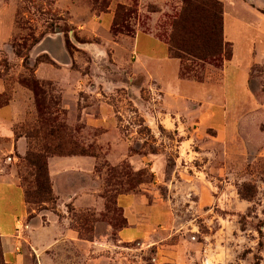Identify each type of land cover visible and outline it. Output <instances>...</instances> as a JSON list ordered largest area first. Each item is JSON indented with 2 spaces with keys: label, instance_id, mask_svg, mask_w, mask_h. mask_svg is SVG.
<instances>
[{
  "label": "rangeland",
  "instance_id": "obj_1",
  "mask_svg": "<svg viewBox=\"0 0 264 264\" xmlns=\"http://www.w3.org/2000/svg\"><path fill=\"white\" fill-rule=\"evenodd\" d=\"M212 1L227 13L228 37L239 50L253 38L245 25L258 26L255 15L264 19V9L254 0ZM182 6L170 0L143 13L139 0H0V107L25 105L15 134L28 138L27 154H82L93 158L95 170L79 204L59 208L54 193L51 202H44L46 194L28 196L34 168L0 137V174H17L28 208L19 264H264V64L250 73L256 105L234 117L220 141L213 129L166 126L172 118L187 125L193 116L185 105L164 115L140 77L129 82L130 63L113 54V42L130 43L138 24L168 44ZM110 12L111 28L96 24ZM192 15L185 38L200 30ZM232 49L225 42L215 59L180 53L182 77L221 79ZM83 108L110 122L94 128L86 116L84 124ZM121 145L128 147L116 148ZM128 194L143 196L164 215L145 239L118 236L127 223L117 199ZM0 264H11L1 238Z\"/></svg>",
  "mask_w": 264,
  "mask_h": 264
},
{
  "label": "crops",
  "instance_id": "obj_2",
  "mask_svg": "<svg viewBox=\"0 0 264 264\" xmlns=\"http://www.w3.org/2000/svg\"><path fill=\"white\" fill-rule=\"evenodd\" d=\"M169 1L139 0V10L144 13L151 6H162ZM222 1L225 3V0ZM254 2L257 8L264 9L263 4L257 3V0ZM254 10L257 12V9L254 8L253 12ZM160 13L161 11H157L151 15ZM255 16L258 18V26L252 28L245 25V30L253 31L252 40L244 41L243 47L237 50L235 43L228 37V15L226 12L223 15L224 39L232 44L233 49L232 57L225 62L219 80L210 73L204 82L182 77L181 59L173 57L168 44L155 33L144 31L140 24L135 28V35L130 38V43L113 42V54L125 58L130 63L131 75H127L130 77L129 82L140 77L143 80L141 87L148 88L154 96L152 101L155 105H162L164 115L171 113V108H175L176 114V105H185L193 116V120L187 125L185 120L181 122L172 118L173 122H166V126L175 130L191 127L195 133L213 129L217 133L213 139L224 141L227 138L225 135L234 128V117L238 118L239 113L246 110L248 105H256L250 87V73L254 65L264 64V19L259 14ZM97 20L96 24L99 26L111 28L114 13L105 14ZM37 75H40L39 70ZM135 93H138V90ZM24 106L14 102L0 107V137L11 140L12 148L9 152L15 151L20 157L27 155L28 138L25 135L17 136L13 127L22 120ZM86 116L90 117L88 125L94 128L103 127L110 122L109 119H99L90 113L86 115V108H83L81 121L84 124L87 122ZM126 146L116 148L125 150ZM92 159L81 155L48 158L49 177L59 208L71 202L73 205L79 204L86 179H90L95 171ZM16 203L18 208L12 209ZM117 204L125 212L127 226L118 232V236L125 242L147 238L164 219L158 206L149 205L143 196L120 195ZM27 214L24 189L17 174H0V238L5 259L11 264L20 263V249L16 247L19 237L22 236ZM49 242L50 238L44 236L42 243Z\"/></svg>",
  "mask_w": 264,
  "mask_h": 264
},
{
  "label": "trees",
  "instance_id": "obj_3",
  "mask_svg": "<svg viewBox=\"0 0 264 264\" xmlns=\"http://www.w3.org/2000/svg\"><path fill=\"white\" fill-rule=\"evenodd\" d=\"M210 1L213 2L212 0H181L183 5L182 11L172 23V30L168 41L170 51L173 49L176 50L172 54L173 57L182 60L183 56L180 53H183L201 60L206 58L215 59L224 52L223 12L221 9H214ZM214 4L219 5L217 2ZM192 10L194 12L193 15L191 14ZM191 15L198 21L200 30L193 28L190 31L191 37L185 38L184 35L189 33L185 24ZM112 31L117 35L119 33L118 26L114 25ZM181 75L184 76V73L181 72ZM33 88L36 90V86ZM54 153L56 154V152H53L51 155H55ZM49 157L50 154H46L44 151L36 153L30 152L26 157L27 163L34 168L35 177V191L31 194L29 193L28 196H41L46 194L48 198L44 202H51L53 200V190L48 171Z\"/></svg>",
  "mask_w": 264,
  "mask_h": 264
}]
</instances>
